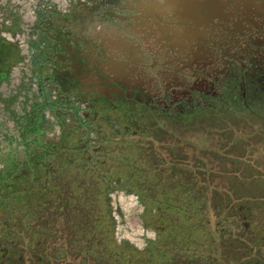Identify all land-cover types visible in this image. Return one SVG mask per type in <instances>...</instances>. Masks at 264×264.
<instances>
[{"label":"flooded vegetation","instance_id":"1","mask_svg":"<svg viewBox=\"0 0 264 264\" xmlns=\"http://www.w3.org/2000/svg\"><path fill=\"white\" fill-rule=\"evenodd\" d=\"M163 1L159 16L150 2L132 16L135 45L128 35L98 45L121 52L115 67L92 61L87 39L61 40L58 52L54 39L49 44L48 60L62 66L49 81L75 109L76 130L62 126L56 139L39 134L16 155L2 153L0 264H224L214 252L219 227L194 202L201 180L194 157L184 159L178 137L185 119L223 116L233 103L264 95V0L250 13L229 0L232 21L207 15L199 26ZM120 188L143 206L142 238L132 242L110 209L109 193Z\"/></svg>","mask_w":264,"mask_h":264},{"label":"rangeland","instance_id":"2","mask_svg":"<svg viewBox=\"0 0 264 264\" xmlns=\"http://www.w3.org/2000/svg\"><path fill=\"white\" fill-rule=\"evenodd\" d=\"M149 2L164 1L0 0V40L22 51L23 61L13 67L31 66L40 57V68L56 70L62 66L57 59L48 60L49 44L54 39L58 52L59 41L69 43L75 36L79 43L88 40L92 57L104 59V52L97 50L101 42L128 35V43L135 45L138 35L129 30L132 16ZM141 58L144 61L148 55L141 52ZM40 68L35 72L43 79V102L33 96L31 72H25L22 78L11 68L4 81L0 77V170L7 163L2 157L6 149L14 156L22 144L31 143L35 136L56 139L62 134V126L68 129L77 123L75 110L61 107L64 101L59 98L57 84L47 79L54 74L48 71L45 75ZM51 89L58 99L54 108L46 104L47 96H52ZM70 101L77 104L74 96ZM231 108L223 116L200 112L206 116L185 119L183 139L179 136L178 140L184 144V159L194 157L191 167L200 175L199 195L194 202L211 214L207 217L220 230L219 236L215 235V256L224 264H264V95H249L242 107L233 103ZM38 124L37 134L33 127ZM208 176L212 177L209 181L203 178ZM109 194L111 213L123 233L128 234L127 241L142 238L139 215L143 206L138 199L121 188Z\"/></svg>","mask_w":264,"mask_h":264},{"label":"water","instance_id":"3","mask_svg":"<svg viewBox=\"0 0 264 264\" xmlns=\"http://www.w3.org/2000/svg\"><path fill=\"white\" fill-rule=\"evenodd\" d=\"M242 13L255 12L258 8L257 0H231ZM168 5L174 7L177 17L199 26L206 23L207 15L224 21H232L236 14L229 0H168ZM164 4L151 3L153 14L158 15ZM197 30V29H196Z\"/></svg>","mask_w":264,"mask_h":264},{"label":"bare ground","instance_id":"4","mask_svg":"<svg viewBox=\"0 0 264 264\" xmlns=\"http://www.w3.org/2000/svg\"><path fill=\"white\" fill-rule=\"evenodd\" d=\"M137 1V0H136ZM145 1V0H144ZM162 1V0H161ZM128 2H130V1H128ZM139 2V1H138ZM151 5V4H150ZM118 6V5H117ZM100 7V6H99ZM110 7V6H109ZM126 7V6H125ZM104 8V7H103ZM115 8V7H114ZM119 8V7H118ZM143 8V7H142ZM141 8V9H142ZM146 8V7H145ZM100 9V8H99ZM126 9V8H125ZM134 9V8H133ZM139 9H140V7H139ZM104 10V9H103ZM120 9H118L117 11H119ZM175 10V9H174ZM145 11V10H144ZM147 11V10H146ZM140 12V11H139ZM170 12H171V10H170ZM117 13V12H116ZM119 13V12H118ZM139 14V13H138ZM171 14V13H170ZM169 14V15H170ZM126 16V15H125ZM159 16V15H158ZM151 17V16H150ZM52 18V17H51ZM119 18V17H118ZM131 18V17H130ZM53 19V18H52ZM178 19V18H177ZM71 20V19H70ZM129 20V19H128ZM182 20V19H181ZM106 21V20H105ZM118 21V20H117ZM121 21V20H120ZM127 21V20H126ZM56 22V21H55ZM58 22V21H57ZM60 22H62V21H60ZM162 22V21H161ZM172 22V21H171ZM105 23V22H104ZM117 24V23H116ZM161 24V23H160ZM166 24H167V22H166ZM181 24V23H180ZM121 25V24H120ZM162 25V24H161ZM186 25V24H185ZM175 27V26H174ZM182 27V26H181ZM184 27V26H183ZM124 28V27H123ZM170 28V27H169ZM128 29V28H127ZM126 29V30H127ZM130 29V28H129ZM178 29V28H177ZM76 30V29H75ZM110 30V29H109ZM121 30V29H120ZM123 30V29H122ZM66 31V30H65ZM89 31V30H88ZM96 31V30H95ZM94 31V32H95ZM103 31V30H102ZM105 31V30H104ZM125 32H127V31H125ZM140 32V31H139ZM174 32V31H173ZM176 32V31H175ZM183 32V31H182ZM89 33V32H88ZM92 33V32H91ZM87 34V33H86ZM116 34V33H115ZM178 34V33H177ZM183 36V35H182ZM135 37V36H134ZM133 38V37H132ZM146 38H148V37H146ZM141 39V38H140ZM150 39V38H149ZM176 39V38H175ZM179 39V38H178ZM142 40V39H141ZM77 41V40H76ZM193 42V41H192ZM116 43V42H115ZM195 43V42H194ZM170 45V44H169ZM68 47V46H67ZM181 47H183V46H181ZM123 48V47H122ZM195 48V47H194ZM191 49V48H190ZM117 52H119V51H112V52H108V53H104L105 54V58L103 59H98V58H96V57H92V55H91V57H92V61H95V60H99V62H101V64H102V67H115L116 65H117V63H119V61H122V59L120 58V56H121V52H119L120 53V55L119 54H117ZM144 52V51H143ZM150 52V51H149ZM180 52V51H179ZM146 54H147V52H145ZM162 53V52H161ZM149 55V54H148ZM181 55H182V53H181ZM194 55V54H193ZM165 56V55H164ZM71 57V56H70ZM154 57V56H153ZM157 59V58H156ZM188 59V58H187ZM52 60V59H51ZM148 60V59H147ZM146 62V61H145ZM142 63V62H141ZM96 64V63H95ZM132 64V63H131ZM161 65V64H160ZM172 65V64H171ZM93 66V65H92ZM120 66V65H119ZM141 66V65H140ZM159 66V65H158ZM196 66V65H195ZM99 67V66H98ZM118 67V66H117ZM144 67H146V66H144ZM157 67V66H156ZM53 69H49V71L51 72V73H54V70H55V67H52ZM96 68V67H95ZM140 69V68H139ZM144 69V68H143ZM157 69V68H156ZM155 69V70H156ZM184 69H185V67H184ZM60 70V69H59ZM98 70V69H97ZM142 70V69H141ZM61 71V70H60ZM147 71V70H146ZM151 71V70H150ZM171 71V70H170ZM104 72H106V71H104ZM140 72V71H139ZM187 72H188V70H187ZM107 73V72H106ZM155 73V72H154ZM180 73V72H179ZM195 73V72H194ZM198 73V72H197ZM125 74V73H124ZM56 75V74H55ZM90 75V74H89ZM110 75V74H109ZM203 75V74H202ZM201 75V76H202ZM100 76V75H99ZM155 76V75H154ZM157 76V75H156ZM189 76V75H188ZM187 76V77H188ZM102 77V76H101ZM151 77V76H150ZM194 77V76H193ZM85 78V77H84ZM143 79V78H142ZM145 79V78H144ZM190 79V78H189ZM32 80L33 81H31L32 82V86H33V96H34V98H36V100L37 101H41L42 100V96H40V94H42V92H41V90L44 88L43 87V85H42V77L40 76V74H39V72L37 71L36 73H35V75L33 76V78H32ZM45 80V79H44ZM154 80H155V78H154ZM153 80V81H154ZM157 80H159V79H157ZM191 81V80H190ZM56 82V81H55ZM164 82V81H163ZM51 83V82H50ZM153 83V82H152ZM182 83V82H181ZM187 83H189V82H187ZM146 84V83H145ZM149 84V83H148ZM156 84V83H155ZM165 84V83H164ZM173 84H175V83H173ZM190 84V83H189ZM161 85V84H160ZM103 86V85H102ZM109 86V85H108ZM152 86V85H151ZM165 87V86H164ZM59 88V87H58ZM142 88V87H141ZM140 88V89H141ZM161 88V87H160ZM166 88V87H165ZM184 88V87H183ZM95 89H96V87H95ZM110 89V88H109ZM143 89V88H142ZM168 89H170V88H168ZM178 89V88H177ZM185 89V88H184ZM114 90V89H113ZM118 90V89H117ZM162 90V89H161ZM171 90V89H170ZM96 91V90H95ZM105 91V90H104ZM103 91V92H104ZM145 91V90H144ZM156 91V90H155ZM169 91V90H168ZM126 92V91H125ZM153 92V91H152ZM158 92V91H157ZM163 92V91H162ZM162 92H160V93H162ZM46 93H47V91H46ZM78 93V92H77ZM122 93V92H121ZM170 93V92H169ZM117 94V93H116ZM123 94V93H122ZM164 96V95H163ZM87 97V96H86ZM160 98V97H159ZM56 100H58L57 99V97H56V95L55 94H52V96L50 97V99H49V97L47 96V98H46V104H48V106H50V107H52V108H54L55 106H57L58 104H55V102H56ZM45 101V100H44ZM150 101V100H149ZM42 102H43V100H42ZM61 102V101H60ZM87 102V101H86ZM71 103V102H70ZM82 104V103H81ZM61 105V104H60ZM67 105H66V103L64 102V103H62V105H61V107H66ZM77 106V105H76ZM60 108V107H59ZM68 109V108H67ZM75 110V109H74ZM114 110H116V109H114ZM112 111V110H111ZM79 112V111H78ZM73 113H76L75 111L73 112ZM80 115V114H79ZM98 115V114H97ZM80 117V116H79ZM95 120V119H94ZM79 121V120H78ZM83 121V120H82ZM126 121V120H125ZM88 122V121H87ZM102 122V121H101ZM105 123V122H104ZM129 123V122H128ZM90 124H92L91 122H90ZM104 125V124H103ZM55 126V125H54ZM90 127V126H89ZM102 127V126H101ZM105 127H106V125H105ZM133 127V126H132ZM131 129V128H130ZM106 130V128L104 129V131ZM52 132H54L53 130H51ZM88 131V130H87ZM108 131V130H107ZM47 132V131H46ZM129 133V132H128ZM97 134V133H96ZM101 134V133H100ZM131 134V133H130ZM46 135H47V133H46ZM85 135V134H84ZM92 135H94V134H92ZM109 135V134H108ZM120 135V134H119ZM49 136V135H48ZM87 138V137H86ZM101 138V137H100ZM87 140V139H86ZM90 140V139H89ZM131 140V139H130ZM136 140V139H135ZM134 140V141H135ZM95 142V141H94ZM99 142V141H98ZM109 142V141H108ZM116 142H114V144H115ZM86 144V143H85ZM99 144H100V142H99ZM118 144V143H117ZM91 145V144H90ZM98 145V144H97ZM119 145V144H118ZM128 145V144H127ZM80 146V145H79ZM89 146V145H88ZM111 146V145H110ZM126 146V145H125ZM100 147H102V146H100ZM112 147V146H111ZM117 147V146H116ZM70 148V147H69ZM87 148V147H86ZM109 149V148H108ZM62 150V149H61ZM66 150H68V149H66ZM107 150V149H106ZM56 151H57V149H56ZM69 151V150H68ZM96 152V151H95ZM98 152V151H97ZM99 152H101V151H99ZM114 152H115V150H114ZM117 153H119V152H117ZM69 154V153H68ZM70 156V155H69ZM97 156V155H96ZM71 157V156H70ZM93 157V156H92ZM95 157V156H94ZM98 157V156H97ZM88 158V157H87ZM102 158V157H101ZM82 159V158H81ZM108 159V158H107ZM78 160H80V159H78ZM92 160V159H91ZM100 160V159H99ZM90 161V160H89ZM96 161V160H95ZM135 161V160H134ZM81 162V161H80ZM108 162H109V160H108ZM68 163V162H67ZM92 163V162H91ZM109 164V163H108ZM61 165V164H60ZM91 165V164H90ZM106 165V164H105ZM127 165V164H126ZM135 165V164H134ZM65 166V165H64ZM89 165H87V167H88ZM93 167V166H92ZM105 167V166H104ZM85 168V167H84ZM5 170V169H4ZM3 170V171H4ZM94 171V170H93ZM96 171V170H95ZM32 176V175H31ZM30 175H29V177H31ZM88 176V175H87ZM50 182V181H49ZM47 183V182H46ZM36 184V183H35ZM38 185V184H37ZM45 186V185H44ZM31 187V186H30ZM19 188V187H18ZM2 189V188H1ZM30 189V188H29ZM50 189V188H49ZM23 191V190H22ZM29 191V190H28ZM25 196V195H24ZM152 197V196H151ZM26 198V197H25ZM122 198V197H121ZM134 198V197H133ZM10 199V198H9ZM12 199V198H11ZM91 199V198H90ZM28 200H29V197H28ZM49 200V199H48ZM4 201V200H3ZM7 201V200H6ZM9 201V200H8ZM30 201H31V199H30ZM47 201V200H46ZM31 203V202H30ZM9 207V206H8ZM20 207V206H19ZM8 211H10L9 209H8ZM55 213V212H54ZM135 230V229H134ZM139 232H140V230H139ZM143 234V233H142ZM141 236V235H140ZM27 240V239H26ZM89 245V244H88ZM50 248V247H49ZM27 261V260H26Z\"/></svg>","mask_w":264,"mask_h":264},{"label":"crops","instance_id":"5","mask_svg":"<svg viewBox=\"0 0 264 264\" xmlns=\"http://www.w3.org/2000/svg\"><path fill=\"white\" fill-rule=\"evenodd\" d=\"M10 45L11 44L5 43L2 40H0V65L2 66L1 67V69H2L1 77H2L3 81L9 75V72H10L8 70L9 66L12 63L17 64V63L23 61V54H22V51H21L20 47L19 46L18 47H16V46H12L11 47ZM34 62L35 63L31 62V66H27V67H12L11 72H14V70L15 71L17 70V73L18 74L20 73L22 78L24 77L25 72L26 73L27 72H31L32 73V77H33L35 75V73H36L35 70H37V68H40V57L35 59ZM17 66H18V64H17ZM29 67H32V68H29ZM39 71L46 75V74H48L49 70H48L47 67H41ZM47 78H48V76H47ZM50 92L52 94H55V90L54 89H51ZM62 125H63V123H62Z\"/></svg>","mask_w":264,"mask_h":264},{"label":"trees","instance_id":"6","mask_svg":"<svg viewBox=\"0 0 264 264\" xmlns=\"http://www.w3.org/2000/svg\"><path fill=\"white\" fill-rule=\"evenodd\" d=\"M2 83V82H1ZM39 105V104H38Z\"/></svg>","mask_w":264,"mask_h":264}]
</instances>
